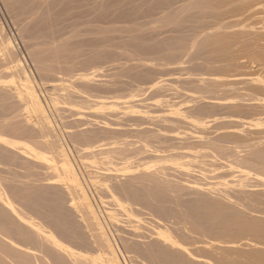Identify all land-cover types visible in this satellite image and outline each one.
I'll return each instance as SVG.
<instances>
[{
	"label": "bare ground",
	"instance_id": "obj_1",
	"mask_svg": "<svg viewBox=\"0 0 264 264\" xmlns=\"http://www.w3.org/2000/svg\"><path fill=\"white\" fill-rule=\"evenodd\" d=\"M2 1L0 264H264V0Z\"/></svg>",
	"mask_w": 264,
	"mask_h": 264
},
{
	"label": "rangeland",
	"instance_id": "obj_2",
	"mask_svg": "<svg viewBox=\"0 0 264 264\" xmlns=\"http://www.w3.org/2000/svg\"><path fill=\"white\" fill-rule=\"evenodd\" d=\"M92 1H100V0H92ZM120 1V0H119ZM121 1H123V0H121ZM129 0H126V2H128ZM130 1H132V0H130ZM135 0H133L132 1V3L134 4V3H139L140 2V0H137V2L135 1ZM117 3H119V4H117ZM120 3H122V2H118V0H117V2L115 3V7L114 8H116V7H119L120 8V6H121V4ZM3 1L2 0H0V18H1V21H2V23H3V25H4V27H5V30H6V32L7 33H9V35L11 36V38L13 39V41L16 43L15 45H16V48H17V53L19 54V56L24 60V63H25V65L27 66V67H29L33 72H35L36 71V69L34 68L33 69V64H32V61H31V59L29 58L30 56H29V52L30 51H28V50H30L31 48H29V47H31V43L33 42V41H43L42 39L43 38H38V39H36V40H33L32 41V39L33 38H29L28 36H25L26 38H24V39H22V38H20L21 37V33H22V31L19 33V31L21 30V29H19L20 27H18L19 25L18 24H16V23H19L20 24V26H21V24H22V22L21 21H19L20 19L18 18V20L14 17L15 15L14 14H12L11 12H10V10L8 9V8H4L3 7ZM132 4V5H133ZM5 5V4H4ZM118 5V6H117ZM120 5V6H119ZM122 5H123V3H122ZM6 7V6H5ZM5 10H7V11H5ZM11 14L12 16H10L9 14ZM263 15H259V16H256V17H251V18H249V19H244V20H242L244 23H252V22H256V21H260V20H262L263 19ZM12 18V19H11ZM16 20H15V19ZM118 19L120 18V17H117ZM122 18V17H121ZM120 18V19H121ZM127 17H125V18H122L121 20H125ZM105 19L106 18H104V21H105ZM109 19H111V20H109ZM108 20L109 21H105L104 22V24H103V26L105 27H107V28H116V27H118V28H120V26H126L125 28V30H123L122 29V32H124L125 33V35H126V33H128V30H127V28H131V27H133V25L134 24H132V26H130L131 25V23H133V22H131L132 20L129 18V20L128 19H126V22H123V21H121V22H116L117 21V19H116V17H111V18H109ZM114 19L116 20V21H114ZM144 19V18H143ZM139 19L140 21H141V23L142 24H145V26H144V28H147V27H151V25H147V22H148V24H149V22L151 21L150 20V18L147 20V18H146V20L144 19ZM13 20H15L14 22H13ZM77 21H78V24H77V26L76 27H74L73 29H74V31L75 30H80V29H84V28H86V29H88V28H90L92 25H95V24H97V22L95 23V24H93V22H92V24H91V22H90V18L89 17H82V18H77L76 19ZM102 21H103V19H101ZM107 20V19H106ZM131 20V21H130ZM139 20H135V23H136V21H137V23L138 22H140ZM16 21H18V22H16ZM101 21V22H102ZM134 21V20H133ZM129 22V23H128ZM131 22V23H130ZM146 22V23H145ZM107 23V24H106ZM119 23H121V24H119ZM126 23V24H125ZM106 24V25H105ZM118 24V25H117ZM123 24V25H122ZM17 25V26H16ZM110 25V26H109ZM153 25V24H152ZM124 27H121V28H124ZM150 27L148 28V29H150ZM16 28H18L19 29V31H18V29H17V31H16ZM191 28L193 29V31L191 30ZM188 29V28H187ZM194 27H189V29H188V31L187 32H190L188 35H190L191 34V31H192V34L191 35H196L195 33H196V31H194ZM71 30V29H70ZM144 30V29H143ZM145 32V31H144ZM143 32V33H144ZM115 33V32H114ZM111 34V33H109V35H108V37L110 36V35H112V39H115L116 38V35L119 37V35H122V33L121 34H118L117 32L115 33V34ZM19 34V35H18ZM23 34V33H22ZM145 34V33H144ZM24 35V34H23ZM124 35V34H123ZM122 35V36H123ZM127 35H130V33L129 34H127ZM197 36H199V34L197 35ZM88 37V36H87ZM29 38V39H28ZM28 39V40H27ZM117 39V38H116ZM23 42H22V41ZM26 41H27V43H28V41H30L29 43H28V45H27V43H26ZM46 41H50L49 39H46ZM116 41V40H115ZM30 45V46H29ZM25 46H29L28 48H26ZM26 48V49H25ZM131 48V47H130ZM131 49H133V48H131ZM28 51V52H27ZM27 62V63H26ZM86 68L87 67H83L82 69H84V70H86ZM88 69V68H87ZM83 70V71H84ZM36 74V77H38L39 78V75H38V72H35ZM38 81V80H37ZM37 89H38V92L40 93H42V94H44V96L42 95V97L43 98H45L46 100H47V102L49 101L48 100V98H47V94H46V92H45V90L43 89V87L41 86V84L39 85V82L37 83ZM171 92H173V91H171ZM139 93V92H138ZM140 95H142L141 94V92L139 93ZM144 94H147V95H144L145 97H143V96H141L138 100H142V99H145L146 97H149V93H145L144 92ZM168 95L170 94L172 97H174V96H176L177 94H175L174 92L173 93H170V91H169V93H167ZM173 94H175L174 96H173ZM151 96V95H150ZM171 96H168L169 97V99H172V97ZM167 97V98H168ZM177 98V100L175 99V98H173V100H176V101H178V98H179V96L177 95L176 96ZM180 100L182 99V98H179ZM140 102V101H139ZM49 103V102H48ZM147 103H148V101H147ZM138 104H141V103H138ZM50 106V105H49ZM51 107V106H50ZM51 112H52V114H53V116L55 117V119L57 118V116H56V113H55V111H53L54 109L51 107ZM75 159L76 160H78V158L77 157H75ZM78 162V161H77ZM79 163V162H78ZM80 164V163H79ZM80 166V165H79ZM81 168V173L83 174V177L85 176V180L87 181V184H88V188L86 187V189H87V192H88V195L90 196V199H91V201H92V203H93V205H95V207H96V211H97V213H98V215H99V218H101V221L102 220H104V221H102V224H103V226L105 227V230H107V234H108V236H109V238H110V241H111V243H112V245H113V247L116 249V251H117V253H118V251H119V253H121V254H119L120 255V258H121V261L124 263V264H131V260L129 261V259H130V255H128V251L126 252V249H124V246H123V240H122V238H120V236H122V234H120L121 233V231H117L118 229H116V224L111 220V218H110V216H109V214L107 213V211H106V208L104 207V205H103V203H102V201H101V199L99 198V196H98V194L96 193V191H95V189L93 188V186L89 183V181H88V177L86 176L87 175V173L85 172V170L83 169L82 170V168L83 167H80ZM101 212V213H100ZM118 228V227H117ZM130 241V240H129ZM126 252V253H125ZM123 257V258H122ZM123 259H124V261H123Z\"/></svg>",
	"mask_w": 264,
	"mask_h": 264
}]
</instances>
